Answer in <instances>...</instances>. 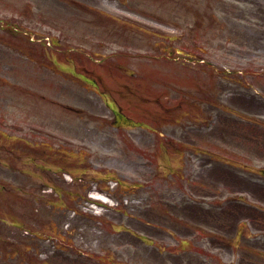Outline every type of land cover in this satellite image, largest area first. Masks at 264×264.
Returning <instances> with one entry per match:
<instances>
[{
  "label": "rangeland",
  "instance_id": "374dc122",
  "mask_svg": "<svg viewBox=\"0 0 264 264\" xmlns=\"http://www.w3.org/2000/svg\"><path fill=\"white\" fill-rule=\"evenodd\" d=\"M106 1L0 0V119L10 124V133L16 129L39 146L32 158L39 166L36 177L26 181L24 174L23 194L9 191V197L20 199L8 197L9 205L0 213L6 218L3 225L15 215L29 230L10 225L8 264H29L39 253L42 264H51L53 256L56 264H264L243 248H232V226L227 231L213 227L217 239L210 254L205 257L203 247L197 251L199 241L169 221L177 215L179 190L169 177L178 173L164 170L184 165L179 152L168 153L164 145L183 142L209 153L203 162L219 165L212 156L247 146L244 160L254 168L264 165L259 162L264 156L263 74L254 69L250 74L224 72L245 59L216 48L231 23H238L232 18L239 16L237 10L250 5L231 0ZM111 107H119L125 119L115 121ZM225 109L261 125L252 126ZM208 113L216 118L205 129L202 118ZM251 128L260 133L252 130L253 139H242ZM221 167L212 179L215 170L224 179L233 175ZM46 181L54 182L57 193L42 190ZM94 188L107 194L113 206L89 208L87 192ZM261 189L248 201L257 204L259 197L264 207V184ZM168 192L171 202L165 200ZM46 195L53 206L44 201ZM248 218L250 236L240 237L241 245L264 253V238L251 231L264 224V217L257 222ZM54 225L61 237L65 233V255H59L55 237L45 240L55 233ZM182 234L192 243L189 250L179 248ZM20 248L24 256L16 254Z\"/></svg>",
  "mask_w": 264,
  "mask_h": 264
},
{
  "label": "flooded vegetation",
  "instance_id": "af4514ba",
  "mask_svg": "<svg viewBox=\"0 0 264 264\" xmlns=\"http://www.w3.org/2000/svg\"><path fill=\"white\" fill-rule=\"evenodd\" d=\"M262 16L258 18L259 25L261 28H264V5L263 9L260 13ZM264 42V31L259 34L257 44H252L250 45L249 43H246L245 46H252V47H257L254 51H263L264 46L260 42ZM249 50V49H248ZM246 55H249L250 53L246 52ZM10 128V124H7L4 120L0 119V213L2 214L4 211V208L6 207V202L5 199V181L7 178H9L10 174V155L9 151L13 150L14 152H17V158H14V161L12 162L13 164V169L11 170L12 172H18L19 164H22L21 161V156L23 155V146L21 144V139H19V136L12 135L10 136V132L8 129ZM17 144V150H14L15 146ZM206 207L201 206V202H199V207L196 211H198V218L200 219L201 223H204V225H211L212 224V214L209 211L205 210ZM208 217L209 220H208ZM7 232V227L5 225H0V246H4L6 244V241L4 240L3 234ZM2 250L0 249V254Z\"/></svg>",
  "mask_w": 264,
  "mask_h": 264
},
{
  "label": "bare ground",
  "instance_id": "6f19581e",
  "mask_svg": "<svg viewBox=\"0 0 264 264\" xmlns=\"http://www.w3.org/2000/svg\"><path fill=\"white\" fill-rule=\"evenodd\" d=\"M104 3L107 4V1H104ZM111 7H112V6H111ZM97 197H101V196L97 195L96 198H97ZM104 199L107 200L106 198H104Z\"/></svg>",
  "mask_w": 264,
  "mask_h": 264
}]
</instances>
